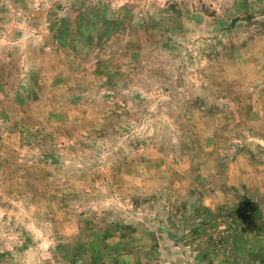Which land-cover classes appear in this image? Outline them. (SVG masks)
<instances>
[{"label":"rangeland","instance_id":"1","mask_svg":"<svg viewBox=\"0 0 264 264\" xmlns=\"http://www.w3.org/2000/svg\"><path fill=\"white\" fill-rule=\"evenodd\" d=\"M0 264H264V0H0Z\"/></svg>","mask_w":264,"mask_h":264}]
</instances>
